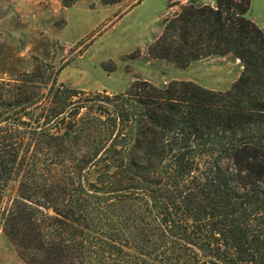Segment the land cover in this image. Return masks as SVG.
I'll list each match as a JSON object with an SVG mask.
<instances>
[{
    "label": "trees",
    "instance_id": "16d2710c",
    "mask_svg": "<svg viewBox=\"0 0 264 264\" xmlns=\"http://www.w3.org/2000/svg\"><path fill=\"white\" fill-rule=\"evenodd\" d=\"M250 4L188 0L147 48L178 67L232 55L242 68L224 90L87 92L50 63L4 72L0 229L25 264H264V31Z\"/></svg>",
    "mask_w": 264,
    "mask_h": 264
},
{
    "label": "rangeland",
    "instance_id": "374dc122",
    "mask_svg": "<svg viewBox=\"0 0 264 264\" xmlns=\"http://www.w3.org/2000/svg\"><path fill=\"white\" fill-rule=\"evenodd\" d=\"M141 1L106 5L77 0L67 7L62 0H0V77H7L5 71L14 77L34 63H50L59 69L58 82L87 92L123 91L135 79L158 86L189 80L214 90L232 85L242 67L230 54L210 55L186 67L150 57L147 48L160 34L162 20L185 0L172 5ZM263 12L264 0H251L247 16L264 23ZM17 188V180L9 183L3 206L17 195ZM0 264H25L1 229Z\"/></svg>",
    "mask_w": 264,
    "mask_h": 264
},
{
    "label": "crops",
    "instance_id": "0c3cea01",
    "mask_svg": "<svg viewBox=\"0 0 264 264\" xmlns=\"http://www.w3.org/2000/svg\"><path fill=\"white\" fill-rule=\"evenodd\" d=\"M142 1H143V0H142ZM142 1H141V2H142ZM187 1H188V0H185L184 3H182L181 5L186 4ZM141 2H140V3H141ZM195 2H196V3H202V4H211V5L214 4V0H195ZM140 3H139V4H140ZM139 4H138V5H139ZM138 5H137V6H138ZM135 7H136V6H135ZM178 10H179V9H178ZM178 10H177V11H178ZM177 11H175V12H177ZM261 15L263 16V19H264V12L261 13ZM249 18H251V19H252V20H253V21H254V22H255V23H256V24H257V25H258V26L264 31V23H263V22H261V23L257 22L256 18H254V17H250V16H249ZM263 21H264V20H263Z\"/></svg>",
    "mask_w": 264,
    "mask_h": 264
}]
</instances>
